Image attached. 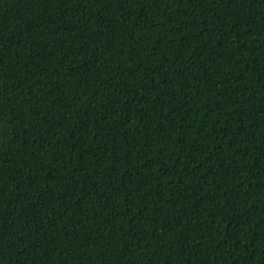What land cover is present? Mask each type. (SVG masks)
I'll list each match as a JSON object with an SVG mask.
<instances>
[{
  "label": "trees",
  "instance_id": "16d2710c",
  "mask_svg": "<svg viewBox=\"0 0 264 264\" xmlns=\"http://www.w3.org/2000/svg\"><path fill=\"white\" fill-rule=\"evenodd\" d=\"M0 264H264V0H0Z\"/></svg>",
  "mask_w": 264,
  "mask_h": 264
}]
</instances>
